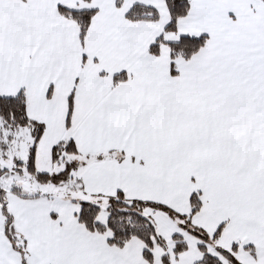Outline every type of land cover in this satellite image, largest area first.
Listing matches in <instances>:
<instances>
[{
    "label": "snow or ice",
    "instance_id": "6c2138e0",
    "mask_svg": "<svg viewBox=\"0 0 264 264\" xmlns=\"http://www.w3.org/2000/svg\"><path fill=\"white\" fill-rule=\"evenodd\" d=\"M0 264H264V0H0Z\"/></svg>",
    "mask_w": 264,
    "mask_h": 264
}]
</instances>
